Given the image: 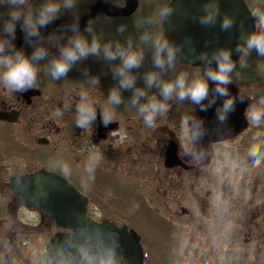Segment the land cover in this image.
Segmentation results:
<instances>
[{"label": "flooded vegetation", "instance_id": "obj_1", "mask_svg": "<svg viewBox=\"0 0 264 264\" xmlns=\"http://www.w3.org/2000/svg\"><path fill=\"white\" fill-rule=\"evenodd\" d=\"M173 1L89 0L78 5L71 14L80 17L81 30L90 17L96 18V30L103 42L122 39L116 32L118 24L127 23L130 28L143 19L146 11L158 10L154 3L170 5ZM240 1L251 14L255 27L253 15L264 13V4L257 8L255 3L259 0ZM39 2L30 0L29 6L34 8ZM133 5L135 9L131 11ZM71 14L65 12L60 19L41 29V37L32 39L47 48H52L57 38L67 41L72 34L67 27L73 20ZM158 29L160 38H166L163 20L158 22ZM102 32L106 35L101 36ZM14 43L28 55L34 50L33 44L25 43L19 25ZM178 45L182 44L178 42ZM149 52L146 50L145 62L135 73L137 79L142 77L143 80V74L153 70L152 52ZM255 56L253 52L247 61L248 67L242 69V85L235 84L240 75L232 85L249 97V105L259 106L258 101L264 99V68L251 71ZM233 59L238 60L239 56ZM83 60L90 64L83 71H92L100 64L110 72L97 67V72L91 74L99 81L94 86L86 76L66 78L50 86L38 77L36 88L24 93H15L0 85V264H46L47 245L56 234L70 232L59 228L43 210L27 205L31 203L27 193L31 188L35 191V184L39 182L12 185L15 179L34 176L42 170L65 178L89 200L88 223L107 221L120 229L127 227L134 231L142 246L143 264H153L155 252L146 246L144 235L130 223L135 220L130 212L133 196L156 216L151 218L152 227L164 245L171 248L173 254H166L173 256L175 264H264V207L253 194V178L248 177L243 195L239 196L228 177L222 184L216 175L219 158L225 162L242 161L251 167L248 149L252 144L257 145V150L264 148V126L250 124L245 117L246 108L244 119L235 121L229 133L231 137L221 143H210L209 162L205 164L188 132L189 126L182 123L199 105L186 111L182 106L184 101H169L168 112L158 115L154 125L149 127L137 107L112 105L107 99L111 90L105 88L117 79L113 66L118 61H107L95 55ZM257 61L264 63V58L258 57ZM176 63L186 66L179 60ZM199 65L201 67L197 68L203 70V62ZM139 87L145 88L142 84ZM82 95L85 103L93 102L97 111L91 127L84 129L76 126V106L82 101ZM145 99L140 101L145 102ZM57 109L62 115H55ZM103 111L113 117L107 126L102 122ZM223 146L229 149L226 154H221L218 148ZM172 150L176 157L173 165L169 160ZM97 152L100 160L89 172V157ZM193 152L197 153L195 160ZM73 170L82 180L75 182L77 185L73 183ZM253 173L262 175L264 164L254 168L250 174ZM111 179H117L114 191L110 190ZM261 192L264 195L262 189ZM107 195H112L114 201L109 202V206L105 202ZM234 223L243 226V232L236 236L232 232ZM159 258L158 261L162 260Z\"/></svg>", "mask_w": 264, "mask_h": 264}, {"label": "clouds", "instance_id": "obj_2", "mask_svg": "<svg viewBox=\"0 0 264 264\" xmlns=\"http://www.w3.org/2000/svg\"><path fill=\"white\" fill-rule=\"evenodd\" d=\"M89 0H40L34 8L29 6L30 0H0V85L6 90L15 93H24L35 89L39 73L46 69L53 80L66 77L74 64L90 55L102 56L107 61H118L113 66L114 77L118 79V87H114L108 101L112 105L122 102L121 90L131 89L133 96L131 103L137 106L144 124L149 127L154 125L158 115L165 114L170 108L169 101H188L192 105H199L201 111H207L219 97H225L222 105L217 107V119L224 123L231 112L235 111L237 101L243 103L248 96L230 94L229 85L233 84L239 75L238 68L248 67V59L255 52L258 57L264 58V13H256L255 30L248 32L240 26V34L235 52L239 59H233V50L228 47H219L211 51L201 52L199 59L203 61L201 74L193 75L187 71L176 72L174 78L163 79L162 73L174 69L178 60V54L182 46L170 41L168 38H159L156 35V27L160 20L166 18L173 11V6L162 3L158 10L143 17L141 24L143 30L138 34L129 32L127 23L116 26V32L123 39L115 38L103 41L96 30V18L90 17L84 29L80 28V17L72 15L71 11L78 5ZM69 12L72 17L70 27L72 34L67 38V44L59 49V55L53 56L47 64L39 62L49 56V49L42 43L32 38L41 37V29ZM199 15L194 19L203 26H214L219 21L220 28L228 31L236 24V18L229 12H223L221 0H203L198 9ZM19 25L24 34L25 43L34 45L30 55L23 48L17 49L14 43L16 30ZM152 50L151 62L153 70L143 74L145 88L136 86L137 75L133 69H139L145 62V49ZM213 64L215 67H213ZM257 66L264 68V63L257 61ZM98 79L93 77L89 80L90 85H96ZM210 82L214 87L210 89ZM158 89V94H149L147 90ZM210 91L214 93L209 99ZM76 106V126L84 129L91 127L97 116L94 103H85V96ZM141 98H146L141 103ZM207 100V103L204 101ZM259 106L249 105L245 111L248 122L255 126H264V99L258 101ZM68 105L65 104V108ZM55 115L62 112L57 109ZM102 122L107 126L113 121L109 112L103 111ZM188 132L193 143L206 134L204 122L189 115L187 120ZM194 160L197 153H192ZM248 165L255 168L264 164V148L257 150V145L252 144L248 149ZM100 160V153L90 155L88 171L92 172Z\"/></svg>", "mask_w": 264, "mask_h": 264}, {"label": "water", "instance_id": "obj_3", "mask_svg": "<svg viewBox=\"0 0 264 264\" xmlns=\"http://www.w3.org/2000/svg\"><path fill=\"white\" fill-rule=\"evenodd\" d=\"M203 0H174L171 5L173 11L165 20L166 38L181 43L182 49L178 59L188 65L195 66L203 61L199 59L201 52L209 53L219 47H228L233 50V58L238 56L235 52L239 42L240 26L248 32L254 31L251 15L240 0H221L222 14L229 12L236 18V24L228 31L220 28L219 21L214 26H203L194 17L198 16V9ZM135 5L130 7L133 11ZM164 21V20H163ZM181 38H180V37ZM210 89L214 84L209 85ZM230 94L238 96L235 87L229 85ZM214 93L210 91L209 99ZM225 97H219L207 111L199 110L193 114L203 120L206 134L195 142V147L209 162L206 156L207 149L212 142L226 140L231 137L235 121L244 119V111L249 100L243 103L237 101L235 111L231 112L227 121L221 123L217 119L216 109L222 105ZM207 103V100L204 101ZM172 150L169 154L170 164L173 165L175 157ZM40 180V190L31 191L32 203L46 214L52 216L57 225L72 230L69 234H57L47 246V264H142V253L139 241L133 232L127 228L103 222L102 224L86 225L87 199L66 182L65 179L44 171L36 176L18 180L15 185L24 182Z\"/></svg>", "mask_w": 264, "mask_h": 264}, {"label": "rangeland", "instance_id": "obj_4", "mask_svg": "<svg viewBox=\"0 0 264 264\" xmlns=\"http://www.w3.org/2000/svg\"><path fill=\"white\" fill-rule=\"evenodd\" d=\"M260 1V2H259ZM255 3V5L257 6V8H259L260 6H262L264 4V1L259 0ZM153 3V2H152ZM142 4H148L147 1H142ZM155 4V9H158L159 6L161 5L159 2L154 3ZM260 5V6H259ZM149 11H146L145 15L149 14ZM144 15V16H145ZM143 30V25L141 24V21H139L137 24L135 25H131L129 28V32H133L134 34H138L140 31ZM156 31V35L160 38L159 36V29H158V25L155 29ZM106 32H102L101 36L106 35ZM123 39V37H122ZM67 44V41L65 38H57L56 42L54 44V46H51L52 48H48L49 49V56L45 58V60H42L39 62L40 65H45L47 64L48 60H50L53 56H58L59 55V49L61 46ZM148 50L150 52H152L151 49H145V51ZM149 52V53H150ZM257 56H255V61H253V65L251 66V71H259L258 70V66H257ZM90 64L88 62H86L85 60H81L78 61L76 64L73 65V67L71 68V70L68 72L66 77L61 78L60 80H53L50 76V74L48 73V71L46 69L42 70L38 77H40V79H42V82H46L48 84H46L47 86H50L52 83L55 84L56 81H65V79H78L80 77H90L92 78L93 76L91 74H95L97 72V67L100 68L102 71L109 73L110 70L108 68H103V66H100V64L95 65L96 67H94L92 69V71H83L87 68H89ZM239 69V68H238ZM187 71L190 74L193 75H197V74H201L203 70H199L198 68H192V67H188V66H179L177 63L175 65L174 69H169L167 72L162 73L163 78L164 79H172L174 78V75L176 72L179 71ZM138 69H133L134 73H137ZM85 73H90L85 75ZM242 69H239V75L240 77L236 78V82L235 84H238L239 86L242 85ZM139 84H142L143 86H145L144 84V80H142V77H138L137 82H136V86L139 87ZM114 87H118V79H116L113 82H110L106 85V90H112ZM56 89H59V87H57ZM101 90V88H99ZM149 94H154L157 93L158 94V89L156 88H152L150 90H148ZM260 94V93H259ZM262 95V94H261ZM132 90L131 89H124L121 90V97H122V102L120 103L122 106H134L131 103L132 100ZM130 102V103H129ZM141 102V101H140ZM143 103V102H141ZM184 107V110L188 111L189 109L193 108V105L190 104L187 100L184 101V104L182 105ZM137 107V106H135ZM220 149V153L221 154H226L228 152V147H218ZM241 147H238L237 149L240 151ZM237 152V151H235ZM216 168H217V172L218 174H216L218 176V181L225 183L227 177L230 179L229 184L232 185L235 193L237 194V192H239L237 195L242 196V192H243V187H246V183H248V177H250V179L253 178V191H254V195L257 196L258 202L259 204L264 207V195H262L261 189L263 190L264 193V173L262 175L259 174H250L254 168L253 167H247L242 161H226L225 159H221L219 158L218 161L216 162ZM256 169V167H255ZM259 169V168H258ZM74 171V170H73ZM71 175L74 176L75 181L73 182V180L71 182L74 183V185H77L76 183H80L82 182L80 176L78 175V172L74 171V173H71ZM263 178V181H262ZM116 180L117 179H111V183L109 184L112 191H114L116 189ZM76 182V183H75ZM262 182V183H261ZM85 194H87V192H85ZM96 195V194H95ZM260 195V197L258 196ZM97 199H98V195ZM107 199L105 200L106 205L109 206V202L113 201V196L112 195H107ZM133 200V206L130 209L131 212V217L133 219H135L134 221H130V223L132 224L133 227H135L140 233H142L145 237V241L147 243L146 246H148V248L152 249V251L155 252L154 256H153V264H175V262L172 260L173 256H169L168 254H173L171 248L169 246L164 245L162 238L157 234V232L153 229L152 227V220L151 218H156V216L150 211V209H148L145 205L140 204L138 199H135V196L132 197ZM114 202V201H113ZM113 204V203H112ZM111 204V205H112ZM94 207V205H93ZM174 206L172 205L171 208H173ZM95 208V207H94ZM236 214V213H235ZM234 219H236V215H233ZM236 221V220H234ZM241 222V221H239ZM243 226L240 225V223H234L233 226V234L239 235V233L241 234L243 231H241ZM236 247V246H235ZM234 247V248H235ZM171 250V251H170ZM180 250V244H179V249ZM235 250H238L237 248ZM169 252V253H168ZM168 253V254H166ZM158 257L162 258V260L158 261ZM159 258V259H160Z\"/></svg>", "mask_w": 264, "mask_h": 264}]
</instances>
